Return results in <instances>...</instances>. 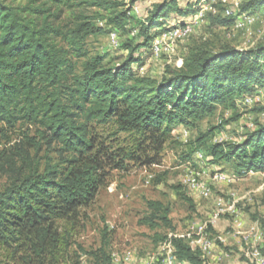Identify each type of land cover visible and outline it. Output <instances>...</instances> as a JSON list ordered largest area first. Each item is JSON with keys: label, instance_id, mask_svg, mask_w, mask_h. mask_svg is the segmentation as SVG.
Listing matches in <instances>:
<instances>
[{"label": "trees", "instance_id": "obj_1", "mask_svg": "<svg viewBox=\"0 0 264 264\" xmlns=\"http://www.w3.org/2000/svg\"><path fill=\"white\" fill-rule=\"evenodd\" d=\"M199 2L0 0V123L10 129L35 125L41 139L23 133L12 150L0 153V177L7 178L0 188V264L66 261L82 209L106 185L108 168H126L129 159L161 163L179 125L194 129L196 120L214 115L218 105L235 111L244 94L264 89V44L247 50L230 44L215 48L205 39L188 47L181 66L168 65L160 80L133 70L152 53L155 31L166 30L170 18L187 20ZM262 6L264 0H244L240 12ZM87 7L98 12L87 15ZM63 8L79 10L71 27L60 22ZM224 10L209 21L228 24L233 18ZM101 20L105 26L99 25ZM112 30L129 36L119 45L128 52L125 59L112 64L100 54L90 56L89 36ZM257 105L264 116V101ZM93 123H113L116 133L132 137L134 146L110 152L92 135ZM212 135V129L202 132L196 142L202 146ZM206 155L210 164L230 163L240 175L251 170L264 174V120L247 129L241 142L210 144ZM178 193L195 209L191 198ZM147 205L150 213L144 222L149 227L164 223L175 229L169 206L158 200ZM255 218L264 232V217ZM174 246L185 264H205L202 252L186 239L175 238ZM90 256L95 264H114L105 245Z\"/></svg>", "mask_w": 264, "mask_h": 264}, {"label": "rangeland", "instance_id": "obj_2", "mask_svg": "<svg viewBox=\"0 0 264 264\" xmlns=\"http://www.w3.org/2000/svg\"><path fill=\"white\" fill-rule=\"evenodd\" d=\"M234 1L228 0L225 8L233 5ZM21 2H26V0H21ZM223 8L222 4L217 13H222ZM97 10L96 7H87L85 12L87 15L94 16L98 12ZM78 11L77 9L63 8L61 24L65 27L73 26ZM139 11L138 8V11L134 10V13L138 15ZM250 12L256 15L257 21L249 30H238L234 18L228 20L229 23L224 26L213 23V20L210 19L207 25L196 28L193 35L178 44L174 50L161 56L148 54L141 63L133 66V70L141 75L160 80L168 65L179 66L188 47L205 39L209 40L215 48L230 44L237 49L247 50L258 44H264V6ZM169 20V23L172 24V18ZM119 35L121 42L129 38L126 31L120 32ZM86 44L90 56L100 54L112 64L121 62L128 55V52L122 47L111 45L107 31L89 36ZM253 105L240 104L235 111L218 105L214 115L196 120L194 129L187 126L177 127L173 133V139L167 143L162 152L159 164L149 165L141 163L139 160L129 159L125 163L126 168H108L109 176L106 185L102 187L93 203L82 209L78 234L74 238L75 243L66 261H61L59 264H95L90 253L103 245L106 246L109 253L119 254L120 260L114 262L115 264H142L162 245L169 232H185L195 223L207 219L210 216L209 213L213 214L212 210L215 209L213 203L216 198H221L224 202L236 200L237 213L246 224L256 221V216L264 217V174L241 176L230 168V163L218 166L210 164L208 162L209 155H206L208 146L218 142V139H222L223 142H236L240 136L244 137L247 128L255 127L257 120H264V116L258 110V105ZM236 115L238 117L232 119ZM38 129L39 127L32 124H18L16 128L10 129L0 123V153L6 149L12 150L16 143L23 138V133L29 134L36 140L40 139ZM90 129L97 143L108 147L110 152L119 147L130 149L134 146L135 142L132 137L127 133H116L117 129L113 123H93ZM184 129L189 132L187 141L182 139ZM210 129L213 130L211 140L199 146L196 142L199 134L208 132ZM199 147L206 152V163L209 170L222 169L227 173L240 176V179L228 183L209 179L213 194L207 199L189 195L182 183L190 165L193 164L199 170L203 166L197 158ZM46 149L47 145L43 143L42 154ZM57 155L58 152L52 153L55 158ZM6 179L5 176L0 177V188H4ZM179 191L194 201L195 209H192L190 204L180 197ZM148 200H158L171 208L170 219L175 229L164 223H160L158 228L152 229L144 222L150 213L147 205ZM234 216V213L226 212L217 229L222 230L220 232L226 239L229 255H234L231 260L234 258L239 260L234 259L232 262L226 260L222 264H245L240 261L242 259L239 256L241 237L234 236L230 228ZM211 232L213 233V230ZM105 234L106 240L104 239ZM128 253L132 258L126 262L123 257ZM3 264L17 263L6 260Z\"/></svg>", "mask_w": 264, "mask_h": 264}, {"label": "built area", "instance_id": "obj_3", "mask_svg": "<svg viewBox=\"0 0 264 264\" xmlns=\"http://www.w3.org/2000/svg\"><path fill=\"white\" fill-rule=\"evenodd\" d=\"M228 0H200L199 8L194 12L187 20L173 22L165 29H157L154 33V38L151 44V55L161 56L166 52L174 50V48L188 40L195 32L196 28L202 25H207L210 15H216L218 12L217 5L222 3L226 6ZM242 0H235L233 5L229 8H225L224 15L234 18V23L238 30H249L257 21V17L253 12H240ZM134 10L138 11L137 6H134ZM99 25L105 26V21L101 20ZM109 40L112 46L120 45V36L116 30H112L109 33ZM137 30L131 31V36H136ZM183 60L179 62L181 66ZM264 101V89L255 87V90L251 93L244 94L238 99V106L240 104L252 106L263 103ZM253 105V106H254ZM189 132L183 130V141H187ZM243 135L238 138L236 142H241ZM218 142H223L222 139H218ZM197 158L200 163L203 164L201 170L197 169L193 164L187 168L186 175L184 176L182 183L185 190L189 195L200 196L208 198L213 194L212 186L209 183V179L215 182H233L240 179V176L231 173H227L224 170L212 169L207 167V156L202 150L197 151ZM259 172L253 170L244 175H255ZM241 175V176H244ZM228 205V206H227ZM236 200L224 202L220 198L218 206L213 214H211L206 220L195 225L190 226L185 232L171 231L168 233L166 239L162 245L142 264H185L179 260L176 256V249L174 246L175 238L186 239L193 250H200L204 255L207 254L213 246L217 243H225V237L223 235L212 236L210 228L214 226L216 221L224 215L226 212L234 213L237 218L234 221L233 233L235 236L241 237L242 250L244 255L255 264H264V254L262 253V246L264 243V232L261 228L260 221H254L253 225L249 229H245L241 218H238L236 209ZM228 207V208H227ZM114 261H119L120 256L118 253L112 254ZM131 255L128 253L123 257L124 261H130Z\"/></svg>", "mask_w": 264, "mask_h": 264}, {"label": "crops", "instance_id": "obj_4", "mask_svg": "<svg viewBox=\"0 0 264 264\" xmlns=\"http://www.w3.org/2000/svg\"><path fill=\"white\" fill-rule=\"evenodd\" d=\"M180 126H184V125H179V127H180ZM247 129H249V128H247ZM193 198H194V197H193ZM197 198H200V199H207V198H205V197H200V196H197ZM219 200H220V198H216V199L214 200L213 205H214L215 209H216V207L218 206V201H219ZM215 209L212 210V211L214 212ZM209 215H211V214L209 213ZM222 216H223V215H222ZM222 216L216 221V223L214 224V226H212V227L210 228V231L213 230V233L211 232V234H212L213 237H215V236H217V235H222L221 232H220V231H222V230H221V229H217V227L219 226V224H220V222H221V220H222V219H221ZM236 218H237V216L234 217V221H235ZM238 218H241L240 215H238ZM205 220H206V219H205ZM202 221H204V220H202ZM234 221H233V223L230 224L231 232H232L233 235H234V233H233ZM241 221L243 222V225H244L245 229H249V228H251L252 225H253V223H254V222H251L250 224H246V222H245L242 218H241ZM198 223H199V222H198ZM234 236H235V235H234ZM225 241H226V240H225ZM226 247H227V244H226V243H221V244L217 243V245H216V246H213V248L211 249V251H209L207 254L204 255V254L202 253L203 258H205V264H222V263L225 262L226 260H228L229 262H232L234 259L239 260L238 258H234L233 260H231V259L234 257V255H232V256L229 255V252H228L229 249H227ZM227 256H230V257H227ZM239 256H241V259H242V260H240V261H242L243 263H245V264H254L253 262H251L250 259H248V258L244 255L243 250H242V243H241V245H240ZM236 257H237V256H236ZM226 258H227V259H226ZM249 261H250V262H249ZM114 262H116V261H114ZM114 264H115V263H114ZM236 264H237V263H236Z\"/></svg>", "mask_w": 264, "mask_h": 264}, {"label": "clouds", "instance_id": "obj_5", "mask_svg": "<svg viewBox=\"0 0 264 264\" xmlns=\"http://www.w3.org/2000/svg\"><path fill=\"white\" fill-rule=\"evenodd\" d=\"M216 166V165H215Z\"/></svg>", "mask_w": 264, "mask_h": 264}]
</instances>
